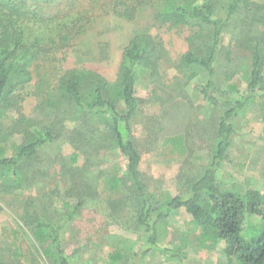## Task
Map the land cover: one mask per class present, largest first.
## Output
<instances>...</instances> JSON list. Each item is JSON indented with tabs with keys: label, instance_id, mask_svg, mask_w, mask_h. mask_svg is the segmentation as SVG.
Masks as SVG:
<instances>
[{
	"label": "rangeland",
	"instance_id": "1",
	"mask_svg": "<svg viewBox=\"0 0 264 264\" xmlns=\"http://www.w3.org/2000/svg\"><path fill=\"white\" fill-rule=\"evenodd\" d=\"M74 1L76 11L82 17H90L85 34L51 55L38 57L29 66L30 81L22 92L23 113L38 130L53 124L56 137L27 163L25 187L12 192L0 187V264H54L35 239L33 227L36 222L56 223L66 219L67 212L79 201L78 195H84L86 184L93 188L91 198L72 212L73 217L62 235L69 264H107L115 249L127 257L117 264H133L137 260L133 254L145 248L132 209L122 204L112 210L108 205L110 200L124 195L123 187L118 193L112 192L106 182L114 169L124 174L125 162L111 143L106 126L93 120L89 122L94 123L92 131L83 130L88 121L85 123L79 113H72L68 102L56 95L58 72L93 70L113 81L122 50L136 32L159 36L168 53L160 76L151 78L149 71L140 69L136 84L140 112L133 127L141 174L150 191L180 195L186 190L180 175L200 176L214 154L218 113L207 105L197 88L207 81L206 72L180 71L173 64L188 51L191 35L194 36L191 44L202 50L209 43V29L198 26L171 29L154 19L157 10L151 5L141 9L135 21L127 22L103 10L101 4L105 0H95L96 4L93 0ZM219 1L222 6L223 0ZM31 2L45 14L67 11L58 3ZM217 16L224 17L225 9L219 8ZM220 44L222 53L214 64L215 82L221 85L223 96L231 90L228 85H236L243 93L251 64L250 47L259 44L264 57V12L254 13L242 7L236 10L222 32ZM262 76L264 79V66ZM176 78L182 83L185 100L177 95V88L168 86ZM235 96L237 92L232 91L231 97ZM9 121L7 115L0 114V129L6 133ZM233 122L236 133L219 170L218 182L221 187L227 181L242 191L252 188L264 195V120L258 103L239 112ZM76 130L84 136V146L79 151L70 142ZM177 136H183L188 148L186 156L170 152L163 144L164 139ZM23 142L22 134L9 135L0 141V152L12 155ZM64 167L71 169V173L65 172ZM157 241L162 247L182 249V259L152 251L137 264H228L222 252L223 244L212 249L199 244V232L194 231L191 217L183 209L160 225ZM45 249H49L48 244Z\"/></svg>",
	"mask_w": 264,
	"mask_h": 264
},
{
	"label": "trees",
	"instance_id": "2",
	"mask_svg": "<svg viewBox=\"0 0 264 264\" xmlns=\"http://www.w3.org/2000/svg\"><path fill=\"white\" fill-rule=\"evenodd\" d=\"M31 1L0 0V114L10 118L9 132L0 129V136L3 135L0 141H5L12 134L24 136V142L14 154L0 152V187L6 192L25 187L27 163L40 148L56 137L53 124L38 130L23 113L25 95L22 92L30 81L29 66L38 57L51 55L84 35L90 24V17H82L76 11L74 0H40L63 5L67 11L63 14L58 11V15L42 13ZM92 3L96 4V1ZM222 3L221 6L219 0H105L101 4L103 10L122 21H135L139 11L151 5L157 10L153 14L154 19L171 29L175 26L182 28L180 30L196 26L209 29V43L202 50L198 45L197 50L194 48V36L191 35L188 51L173 61L180 71L202 69L206 72L207 81L197 88L207 105L218 113L211 162L198 177L180 175L186 186L180 195L167 196L149 190L140 171L141 158L134 140L133 125L140 112L136 97L138 71L147 70L151 78H158L162 62L168 59L166 47L159 36L136 32L122 50L113 81L93 70L66 69L57 73L56 95L68 102L72 113H79L85 123L88 121L83 130L92 131L94 123L89 122L93 120L106 126L111 143L125 162L124 174L114 169L106 183L112 192L118 193L120 188H124V195L110 200L108 205L112 210L129 206L139 235L144 239L145 248L133 254L137 256L133 264L140 263L152 251L182 259V249L162 247L157 241L160 225L180 209L190 215L194 231L199 232L202 247L212 249L223 244L222 252L228 264H264V195L252 188L242 191L227 181L222 182L221 187L217 177L236 133L234 118L245 108L258 103L264 120L263 50L259 44L250 47L251 64L243 93L236 85H228L231 90L224 92V97L221 85L215 82L214 67L222 53V32L236 10L242 7L254 13L264 12V2L223 0ZM219 8L225 9L224 17L217 16ZM168 86L177 88V95L182 99L187 98L179 79H174V83ZM232 91L237 92L234 98L231 97ZM83 138L81 131H74L70 142L74 143L77 151L84 146ZM183 140V136L166 138L163 144L170 152L186 156L188 148ZM64 170L71 173V169L64 167ZM92 189L86 184L84 195H78L80 199L75 208L67 212L66 219L56 223H35L34 237L54 264H69L62 246L63 231L73 217L72 212L90 200ZM46 244L49 249H45ZM125 255L115 249L108 256L107 264H117L127 258Z\"/></svg>",
	"mask_w": 264,
	"mask_h": 264
}]
</instances>
